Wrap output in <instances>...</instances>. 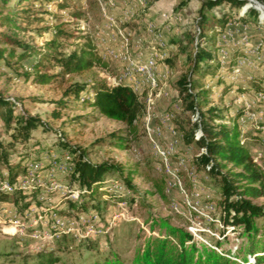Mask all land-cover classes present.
I'll use <instances>...</instances> for the list:
<instances>
[{
	"label": "rangeland",
	"instance_id": "374dc122",
	"mask_svg": "<svg viewBox=\"0 0 264 264\" xmlns=\"http://www.w3.org/2000/svg\"><path fill=\"white\" fill-rule=\"evenodd\" d=\"M200 2L26 0L0 8V33L37 53L19 61L14 49V56L0 60V96L14 101L15 112L40 122L27 140L7 148L9 163L17 166L14 188L22 195L11 190L0 200V264H40L49 256L57 258L55 264H87L112 254L128 264L143 239L157 234L149 229L156 218L182 228L196 244L238 250L240 229L222 224L218 183L197 163L201 132L185 143L183 133L197 114L184 109L177 80L187 72L193 45L206 42L212 59L205 75L191 80L208 90L207 106L221 110L222 124L236 126L239 142L264 172V17L255 9L262 16L264 11L247 0L239 8L223 2L207 13L210 41H204L196 39ZM249 9L254 19H247ZM151 49L160 56L153 90L126 77L124 59ZM82 50L105 67L78 74L58 67V58ZM36 60V72L50 76L48 84L34 83L29 66ZM95 82L131 87L143 107L133 133L90 107ZM73 83L85 86L77 100L64 94ZM0 141H10L1 121ZM71 149L92 163L122 167L131 188L111 172L89 196L71 177ZM252 202L264 204V198Z\"/></svg>",
	"mask_w": 264,
	"mask_h": 264
},
{
	"label": "trees",
	"instance_id": "16d2710c",
	"mask_svg": "<svg viewBox=\"0 0 264 264\" xmlns=\"http://www.w3.org/2000/svg\"><path fill=\"white\" fill-rule=\"evenodd\" d=\"M26 0H0V8L11 3L19 5ZM264 7V0H257ZM226 2L234 8L243 5V0H201L196 20V39L210 41L205 31L208 29V15L214 7ZM256 12L249 9L247 19H254ZM212 18V17H211ZM9 21L8 18H4ZM216 20V19H213ZM220 24L222 20H216ZM54 41L46 44L53 46ZM0 45L8 46L9 49L0 47V60L3 57L14 56V49H18L17 60L23 61L37 55L32 46L24 44L15 38L0 33ZM200 42L193 45L189 56V66L186 74L177 80L179 87V99L185 110L196 111V122L191 124V129L183 133L186 144L193 139V133L199 129L200 137L196 143L202 149L197 157V163L206 173L216 179L219 186L220 199L218 206L221 211L220 220L223 225L231 226L233 229H240L238 237L242 239L238 250L235 252L216 250L203 244H196L191 234L182 228L171 226L166 219L156 218L150 222L149 229L152 232L157 230L156 235L146 236L138 245L128 264H264V204H255L252 200L264 198V172L252 161L249 152L239 142L236 126L230 127L222 124L221 110L216 107H208L206 100L208 90H205L200 83L191 80L193 75L202 77L207 71V65L211 61L210 50ZM94 50V49H93ZM38 61L30 64L29 69L34 71V83L45 85L49 83L50 76L37 74ZM58 67L64 73H82L95 65L101 64V60L87 50L71 52L56 60ZM105 67V64H101ZM85 89L83 84L73 83L64 94L77 100L80 93ZM91 100L89 102L95 112L111 121L120 122L125 125L129 133L135 130V122L143 114V107L135 93L125 84L107 86L105 83L95 82L90 87ZM14 101L0 96V121L9 135V142L0 141V166L5 170L1 174L0 182L6 181L13 185L17 173V166H11L8 161V147L16 142L25 141L30 131L35 129L40 122L37 118L28 116L18 110L15 112ZM61 146H65L61 144ZM123 148V144H117ZM67 149V147H66ZM70 152V153H69ZM69 159L73 162L71 177L83 187L88 195H94L96 188L104 175L116 172L123 180L125 187L131 188L129 173H124L120 166L107 162L92 163L80 150L71 149ZM236 170V172H234ZM158 187V186H157ZM15 192V188L12 189ZM160 194L162 190L159 188ZM20 197L19 190L15 192ZM7 193L0 192V200L6 197ZM162 195V194H161ZM16 198L13 204H16ZM261 222V225L258 224ZM218 248L219 244H216ZM57 258L52 256L43 259L40 264H55ZM87 264H122L114 254L104 258L100 262Z\"/></svg>",
	"mask_w": 264,
	"mask_h": 264
},
{
	"label": "built area",
	"instance_id": "2783aa9c",
	"mask_svg": "<svg viewBox=\"0 0 264 264\" xmlns=\"http://www.w3.org/2000/svg\"><path fill=\"white\" fill-rule=\"evenodd\" d=\"M136 1L139 2L140 0H136ZM247 1L252 4L251 7L253 9H255L253 6L255 4H258L254 0H247ZM261 8L264 11V7L261 6ZM244 9H245V7H243V10ZM255 10L260 17H264L261 15L262 14L261 10H258V9H255ZM159 57L160 56L158 55V53L154 49H151V51L147 55L138 54V56H135L134 58H131V59L128 56H124V59L127 61L128 65H129V69L126 68V73H125L126 77L131 79V81L134 80L133 82H139L143 85H146L149 88V90H153L156 86L154 71H155V67H156V60ZM131 84L133 85V83H131ZM129 88L131 89V87H129ZM146 120L148 121L147 115H146ZM148 136H149V134H148ZM197 137H198V133L195 135V138H197ZM149 139L151 140L150 136H149ZM159 155L161 157H164L163 152H159ZM13 188H14V184L9 185L5 181L0 182V191L1 192L9 193Z\"/></svg>",
	"mask_w": 264,
	"mask_h": 264
},
{
	"label": "bare ground",
	"instance_id": "6f19581e",
	"mask_svg": "<svg viewBox=\"0 0 264 264\" xmlns=\"http://www.w3.org/2000/svg\"><path fill=\"white\" fill-rule=\"evenodd\" d=\"M256 6H259V8L261 9V6H260V4H255Z\"/></svg>",
	"mask_w": 264,
	"mask_h": 264
}]
</instances>
